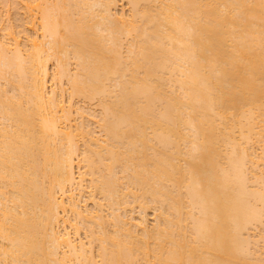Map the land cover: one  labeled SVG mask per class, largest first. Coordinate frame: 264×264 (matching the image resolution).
<instances>
[{"label": "bare ground", "instance_id": "bare-ground-1", "mask_svg": "<svg viewBox=\"0 0 264 264\" xmlns=\"http://www.w3.org/2000/svg\"><path fill=\"white\" fill-rule=\"evenodd\" d=\"M117 1L0 0V264H264V0Z\"/></svg>", "mask_w": 264, "mask_h": 264}, {"label": "rangeland", "instance_id": "rangeland-1", "mask_svg": "<svg viewBox=\"0 0 264 264\" xmlns=\"http://www.w3.org/2000/svg\"><path fill=\"white\" fill-rule=\"evenodd\" d=\"M121 8L123 9V13H124V14L127 13V14H125V15H128L129 10H130L129 5H128L126 2H124V1L118 0V1H117V9H118V12H121V10H122ZM120 9H121V10H120ZM119 10H120V11H119ZM9 13H10V18H9L10 21L8 22V24H7V23H6V24H7V25H11V27H13V29H12V31H13V32H12V35H13V34L16 35V34H17V31H18L19 29H21L20 26H21V24H22L21 22L24 20V19H23V18H24V17H23L24 15L22 16V14H20V15L17 14V15H19V19L21 18V16L23 17V18H21V19H22L21 22H19V21H18V18H16V15H15L14 10H10ZM21 13H22V12H21ZM2 15H3V16H2ZM4 15H6V14H5V8H3L2 5L0 4V17L2 16L1 19L5 17ZM17 17H18V16H17ZM1 19H0V20H1ZM2 20H3V19H2ZM5 20H6V19H5ZM5 20H4V21H5ZM6 21H7V20H6ZM19 23H20V26H19ZM0 24H1L0 28H2V27H4V24H5V23L2 24V22H1ZM12 25H13V26H12ZM19 27H20V28H19ZM1 30H2V29H1ZM1 32H3V31H1ZM1 32H0V33H1ZM26 33L28 34V33H30V32H29V31H26ZM52 63H53V61L49 63V66H50V67H49V72H50V74H53V72H54V71H53L54 68H53L52 65H51ZM71 63H73V62H71ZM70 67L74 68L73 64H72ZM52 71H53V72H52ZM49 85H51V83H49ZM63 85H64V86H63L64 89L66 90V89H67V88H66V86H67V85H66V82H63ZM55 88H56V87H55ZM63 97H64V101H66L65 104H67L68 101H69V96H68V94H67L66 92H64ZM73 103H74V107H75V108L80 107V108H83V109H84V108H88V107H89L91 110H92V108H93V110L95 109L94 111H96L97 108H98L97 106H95V104L93 105V103H95V102H91V103H88V104H87V101H86V103H85V101L83 102L81 99H76V100L73 101ZM90 104H91V105H90ZM89 108H88V109H89ZM80 111H81V110H80ZM82 111H83V110H82ZM87 111H89V110H87ZM87 111L84 110L83 112H87ZM97 111H98V110H97ZM97 111H96V113H97ZM97 114H99V113H97ZM72 118H73V120H75V123H76V124H74V125H77V124L80 122V120H79V116H78V115L75 114V115H73ZM72 123H74V121H73ZM79 125H80V123H79ZM93 127H94V126H90L89 128H90V129H91V128L93 129ZM93 130H94V131H93ZM93 130H91V131H93L92 133H94V135H92V136L99 137V139H100V138H101V139L104 138L102 134H99V132H98L99 130H98L97 128H95V129H93ZM80 143H81V142H80ZM75 171H76L75 173H76V175H77V173H78V169L75 168ZM119 175H120V174H118V177H119ZM77 176H78V175H77ZM121 176H122V175H121ZM122 178H123V177H122ZM122 178L120 177V179H122ZM122 180H123V179H122ZM123 181H124V180H123ZM123 181H122V182H123ZM122 182H120V183H122ZM99 197H100V196H99ZM99 197L97 196V197H96V200H98ZM99 201H100V200H98V202H99ZM87 202H89V201H87ZM86 204H87L86 206L88 207V209H89V210L92 209L91 211H93V209L95 208V206L93 205V203H92V202H89V203H86ZM93 206H94V208H93ZM135 210L137 211V209H135ZM135 210H134V213H135ZM153 210H154V209H149L148 211L145 212L146 218L149 219V220H148V219H147V220H148V222H150L151 224H153V218H154V214H153V213H157L156 210H154V211H153ZM106 211H107V213H110V212H109L110 210H106ZM120 211H122V210H120ZM155 211H156V212H155ZM118 212H119V211H118ZM138 212H139V210L136 212L137 214H135V215H134V213H133V214L131 213V214H132V217H133V216H134V217H135V216L137 217V215L141 214V212H140L139 214H138ZM104 213H105V212H104ZM104 213H103V214H104ZM107 213H105L106 216H107ZM147 213H148V214H147ZM123 214H124V213H123ZM120 215H121V214H120ZM147 215H148V216H147ZM122 216H123V215H122ZM139 216H140V215H139ZM110 217H111V216H109V218H110ZM136 217H135V218H136ZM107 218H108V216H107ZM109 218H108V220H109ZM137 218H138V217H137ZM137 218H136V219H137ZM106 220H107V219H106ZM150 223H148V224L150 225ZM108 227H110V226H108ZM260 229H261V228H260ZM261 230H262V229H261ZM109 231H110V230H109ZM81 235H82V234H81ZM82 236H83V237H82ZM82 236H81V238L83 239V241H84V242H87V240L84 239V235H82ZM85 240H86V241H85ZM94 256H95V258H97L95 251H94ZM97 259H98V258H97Z\"/></svg>", "mask_w": 264, "mask_h": 264}]
</instances>
